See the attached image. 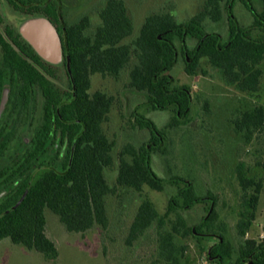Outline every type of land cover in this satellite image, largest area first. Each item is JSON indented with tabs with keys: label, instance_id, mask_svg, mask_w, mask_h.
Returning <instances> with one entry per match:
<instances>
[{
	"label": "trees",
	"instance_id": "16d2710c",
	"mask_svg": "<svg viewBox=\"0 0 264 264\" xmlns=\"http://www.w3.org/2000/svg\"><path fill=\"white\" fill-rule=\"evenodd\" d=\"M223 1L205 0L203 11L181 23L167 13L153 14L147 17L139 36L131 44H125V40L134 33V25L120 0L107 2L100 13L101 26L95 35L87 33L86 18L67 20L62 0H8L22 13L43 12L52 20H60L64 30L62 49L66 62L70 64L73 90L64 100L51 80L54 70L11 27H6L4 33L0 31L3 49L0 104L5 81L10 80L14 86L12 110L20 117L30 105L32 90L39 87L45 99L46 122L49 127L54 122L68 135L70 143L62 170L51 166L31 169L13 198L0 209V242L10 239L16 245L43 254L48 260H56L59 250L46 231V209L59 217L70 234H84L97 226H108L106 198L116 189L110 185L106 175L107 168L114 164V158L113 143L104 133L103 124L110 113L112 99L101 91L91 93L94 75L119 76L128 69L130 86L145 92L150 105L158 110L174 111L173 127L189 117L193 101L191 89L173 87L170 72L178 64L180 56L189 74L197 72L201 61L208 59L223 73L228 83L241 92L256 93L260 90L264 62V8L262 13H258L254 0H240L255 18L253 27L244 28L234 14L237 0H228L229 32L225 40L217 32H205L203 25L208 17L220 19ZM0 23H3L1 10ZM256 29L259 34L255 33ZM189 37L197 40L193 49L188 46ZM176 41L180 42V50ZM136 120L141 127L149 129L151 138L140 149L129 146L123 151L117 184L135 190L148 186L163 191L165 181L155 173L151 160L153 152L163 147L164 136L148 119L137 116ZM232 123L237 134H245L247 141H251L254 132L264 128V107L241 112ZM126 154L131 156V160ZM237 172L242 196L237 224L239 247L236 264H264V238H247L257 218L264 184L249 178L244 164L238 166ZM172 183L183 186L171 199L167 215L178 208L208 203L209 198L198 196L191 183L179 178H174ZM216 207L217 201L212 199L207 216L200 223L189 227L179 219L172 232L166 231L161 235L159 256L165 264H181L186 251L185 246L175 242L173 232L192 236L199 244L206 237H213L216 241L203 250L208 260L225 264L232 259L234 248L225 236L226 226L223 224L219 230ZM154 220L151 202L142 203L131 225L127 244L132 245L140 239Z\"/></svg>",
	"mask_w": 264,
	"mask_h": 264
},
{
	"label": "rangeland",
	"instance_id": "374dc122",
	"mask_svg": "<svg viewBox=\"0 0 264 264\" xmlns=\"http://www.w3.org/2000/svg\"><path fill=\"white\" fill-rule=\"evenodd\" d=\"M110 0H62L63 13L68 21L80 18L88 20L89 35H95L101 26L100 13ZM133 21L134 33L125 40L131 44L140 34L147 17L167 13L181 23L191 19L204 9L205 0H120ZM228 0L221 5L218 20L208 17L203 25L205 32H217L227 40L229 22L226 12ZM258 13L263 12V0H254ZM3 23L0 31L11 27L21 40L31 46L41 60L51 67V78L66 100L72 93V74L62 49L63 25L43 12L32 14L17 11L8 0H0ZM234 14L241 27H253L255 18L240 0L235 2ZM259 30L256 29L255 33ZM193 49L197 40L188 38ZM180 50L181 45L176 41ZM28 62L35 64L23 55ZM3 49L0 46V66ZM260 90L256 93L241 92L228 83L223 73L203 59L197 72L189 74L180 56L178 64L170 72L173 87H185L192 91L191 112L178 126H172L175 113L158 110L148 103L147 94L130 86L129 70L119 76L96 74L92 77L91 93L101 91L112 99V106L103 131L113 143L114 164L106 175L116 192L106 198L108 226H97L84 234H70L51 210H45L46 231L58 247L59 257L48 260L41 253L14 244L10 239L0 242V264H165L159 256L161 235L172 232L179 219L192 227L200 223L208 213L211 200L217 201L219 230L226 226L225 236L234 248L232 259L225 264H236L239 239L240 198L242 189L238 178V166L244 164L249 178L264 184V128L254 132L251 141L245 134H237L232 123L241 112L264 107V62ZM14 86L5 81L0 104V209L13 198L17 187L30 170L38 166H51L62 170L69 149L68 135L54 122H46L45 99L39 87H34L28 108L19 117L12 110L11 97ZM137 116L153 122L164 136L161 150L152 154L151 166L162 178L164 190L148 186L142 190L121 187L117 184L120 158L126 147L140 149L151 138V132L141 127ZM5 147H2L4 142ZM128 160L131 156L126 154ZM174 178L191 183L200 197H208V203L178 208L167 215L171 199L183 185L172 183ZM151 202L155 220L146 233L132 245L127 244L131 225L142 203ZM182 201V200H181ZM180 201V202H181ZM256 223L249 239L264 238V186L260 195ZM181 225V224H180ZM181 230L183 226L181 225ZM175 242L185 246L181 264H216L208 260L204 249L216 240L206 237L201 244L192 236L174 233Z\"/></svg>",
	"mask_w": 264,
	"mask_h": 264
},
{
	"label": "crops",
	"instance_id": "0c3cea01",
	"mask_svg": "<svg viewBox=\"0 0 264 264\" xmlns=\"http://www.w3.org/2000/svg\"><path fill=\"white\" fill-rule=\"evenodd\" d=\"M256 221H257V220H256ZM256 221H255V223H256ZM252 228H253V227H252ZM251 230H252V229H251ZM249 235H250V232H249L248 236H249ZM248 236H247V237H248Z\"/></svg>",
	"mask_w": 264,
	"mask_h": 264
},
{
	"label": "water",
	"instance_id": "95a60500",
	"mask_svg": "<svg viewBox=\"0 0 264 264\" xmlns=\"http://www.w3.org/2000/svg\"><path fill=\"white\" fill-rule=\"evenodd\" d=\"M69 63V62H68ZM70 65V64H69Z\"/></svg>",
	"mask_w": 264,
	"mask_h": 264
}]
</instances>
